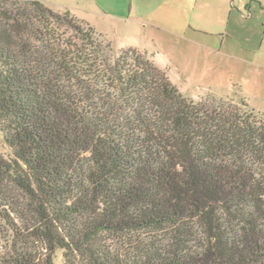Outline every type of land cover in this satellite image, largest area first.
I'll list each match as a JSON object with an SVG mask.
<instances>
[{
	"label": "trees",
	"instance_id": "trees-1",
	"mask_svg": "<svg viewBox=\"0 0 264 264\" xmlns=\"http://www.w3.org/2000/svg\"><path fill=\"white\" fill-rule=\"evenodd\" d=\"M70 20L0 0V264H264L263 117Z\"/></svg>",
	"mask_w": 264,
	"mask_h": 264
},
{
	"label": "rangeland",
	"instance_id": "rangeland-1",
	"mask_svg": "<svg viewBox=\"0 0 264 264\" xmlns=\"http://www.w3.org/2000/svg\"><path fill=\"white\" fill-rule=\"evenodd\" d=\"M45 3L54 14L67 16L70 22L87 23L117 50L135 48L144 53L194 102L224 99L237 112L242 106L240 102H245L264 120V0H45ZM69 29L71 34L72 28ZM32 42L39 43L30 39ZM0 189L8 195L7 202L0 207V211H5L0 212V230L4 213L23 226L27 223L26 201L4 179H0ZM61 256L58 251L55 264H59Z\"/></svg>",
	"mask_w": 264,
	"mask_h": 264
}]
</instances>
